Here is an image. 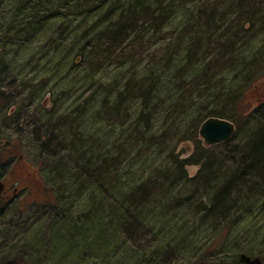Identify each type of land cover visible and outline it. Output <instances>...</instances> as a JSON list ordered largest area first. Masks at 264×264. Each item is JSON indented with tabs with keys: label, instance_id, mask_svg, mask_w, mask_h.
I'll use <instances>...</instances> for the list:
<instances>
[{
	"label": "trees",
	"instance_id": "trees-1",
	"mask_svg": "<svg viewBox=\"0 0 264 264\" xmlns=\"http://www.w3.org/2000/svg\"><path fill=\"white\" fill-rule=\"evenodd\" d=\"M218 1L199 4L193 0H0V51L7 54L9 51L15 52L17 47L27 49L30 44L32 46L34 42H39L44 43L45 48H50L44 58H58L62 64L71 63L69 57L73 53L80 55L85 69L96 65L108 68L114 64L132 67L130 71L133 72H129L131 77L127 82L117 84L121 87H118L119 92L112 103L105 97L100 100L98 95V91L104 88L108 90L110 86L98 84L99 88L87 100L89 104L94 102L90 106V118L85 119L84 115L74 110L71 113L74 116L72 121L69 115H64L57 122H52V115L48 114L47 118L46 114L45 121L49 122L36 119L31 125L44 129V136L48 139L47 144L42 145L41 159L45 161L47 174L54 176L51 182L58 186L57 191L70 192L74 188L76 193H80V198L83 197V221L86 222L81 228L86 229L88 239H95L91 237L96 236L99 249L106 247L110 251L111 244L120 237V229L145 223V215L149 212L152 213V220L160 222L162 227L175 225L170 227L169 233L154 240V249L142 252V256L140 251H132L130 254L134 264H137L134 259L138 256H149L148 264H161L160 256L167 253V245L170 246V253L185 254L196 249V232H187L186 228L178 226L179 219L175 214L184 210L176 208L178 206L172 208L171 201L176 190L178 193L179 189H185L187 181L197 182L198 188L202 187L210 198L208 214L200 219L202 228L206 221H215L217 215L225 217L238 204L236 194L245 190L255 195L264 193L262 118L259 120H263L260 122L262 126L259 125L257 132L249 138L246 152L241 153L243 162H236L235 169L230 165L224 170L223 164L220 166L217 163L221 158L211 154L199 139V128L205 120L210 117L225 118L226 115L224 108L217 112H209L208 107L200 110L199 101L209 97L217 101L227 99L224 95L225 98L218 97L219 92L211 93L215 90L212 81L226 69L233 70L239 62V65H244V58L235 55L239 34L233 32L234 26L236 28L238 22L250 24L251 18L256 15H263L264 19V0H228L233 10L225 15L234 16L228 28L233 34L231 40L221 43L220 38L225 39L224 35L217 38L216 33L221 26L219 18L224 14ZM183 6L188 10L184 17L185 20L189 18L187 28L177 33L173 43L166 38L155 48L160 40L157 37L159 18L161 21L169 15L177 18ZM94 19H99V22L89 27L90 33L82 35L83 39L80 38L81 41L86 38L87 42L84 41L81 50L71 51L66 46L67 35L80 33ZM191 23L195 26L193 34L188 29ZM100 28L97 35L92 37L93 31ZM211 28H217L216 32L211 33ZM130 36L133 37V45L125 47L128 45L125 40ZM89 37L92 39L89 40ZM147 47H154V52L147 55L141 53L138 61L132 49L144 50ZM85 51L87 56H84ZM4 55L1 54L2 57ZM172 57L174 68H177L175 71H171ZM205 58L209 60L199 68V62ZM2 65L0 74L6 69ZM210 69H217L219 73L208 72ZM189 73H194V77L190 78ZM187 74L188 79H185ZM251 76L252 73L248 79ZM114 87H117L116 83L111 86ZM30 88L24 91L35 94L37 88ZM64 89L63 97L67 98L70 88ZM194 96L197 101L193 100ZM137 100L139 108L136 118L131 113L132 108L138 106L135 105ZM126 105L131 110L130 114L125 109ZM153 122L162 125L156 132ZM117 134L121 139L125 135L123 141L117 140ZM186 140L194 141V152L189 158L178 160L174 153L175 142L178 144ZM224 144H228V141ZM152 156L153 172L148 181L144 179L145 174L140 175L142 169L132 172L135 161L146 163ZM159 159L161 162L158 165L166 163L168 167L164 176L155 168ZM227 161L232 163L233 158L229 157ZM186 165H201V172L189 179L183 170ZM207 168L213 172L210 177L202 174ZM254 178L260 180L255 181ZM140 182L143 183L138 185ZM106 219L109 222L105 223ZM91 220L98 221L93 235L88 234L86 228ZM204 260L202 256L198 258V261ZM12 263L14 260L7 264ZM233 264L241 263L237 259Z\"/></svg>",
	"mask_w": 264,
	"mask_h": 264
},
{
	"label": "rangeland",
	"instance_id": "rangeland-1",
	"mask_svg": "<svg viewBox=\"0 0 264 264\" xmlns=\"http://www.w3.org/2000/svg\"><path fill=\"white\" fill-rule=\"evenodd\" d=\"M193 1L200 2L199 4L210 2V0ZM230 1H218L221 2L220 11L224 14V17L219 18L221 26L216 33L217 38L218 35L222 34V37L224 35L225 39L220 38L221 43L231 40L233 34L228 28L234 16L225 15L229 10V12L233 10L229 5ZM185 9V7L182 9L181 15L177 18L169 15L166 19L163 18L164 22L159 18L160 29L157 37L160 40L155 48L166 38L173 43L177 33L187 28L189 18L188 20L184 18L188 11ZM262 16L252 17L250 24L241 22L243 26L238 22L236 28L235 26L233 28V32L239 34L235 55L244 58L242 59L244 65H239L241 62H237L233 70L226 69L224 73L214 77L212 84L215 90L211 92H219L218 97H227V99L217 101L209 97L200 100L201 104L198 105L203 111L208 107L209 112L223 111L224 108L226 113L224 119L235 124V135L228 144L209 146L198 133L206 149H210L211 154L221 158L217 163L220 166L223 164L224 170L230 165L235 169L236 162H243L241 153L246 152L245 146L249 138H252L261 125L260 122L264 120V19ZM99 19L88 23L80 33L67 35V45H64L71 51L81 50L87 42L86 38L81 41L84 38L82 35L90 33L89 27L99 22ZM216 25L219 26L218 23ZM188 27L193 34L195 26L191 23ZM216 29L211 28L210 32H216ZM100 30L101 28L93 31L92 37ZM92 37H89V40ZM132 41V36L127 38L125 42L128 45L125 47H132ZM43 45L44 43L34 42V45L30 44L27 49L17 47L15 52L9 51L7 54L5 51H0V62L3 64L2 67L6 68L0 74V184H4L0 194V264H7L12 260H14L12 264H134L130 253L140 251L142 256V252L154 249L156 244L154 240L169 233L170 227L175 225L164 228L160 222L152 220V213L149 212L145 215L147 217L145 223L121 228L120 237L117 242L111 244L110 251L106 247L99 249L100 245L93 235L98 221L91 220L89 227L86 226L88 234L91 233L93 235L91 238H95L90 240L87 238L86 229L81 228L86 222L83 221L85 210L82 205L83 197L80 198V193H76L74 188L70 192L57 191L58 186L51 182L54 176L47 174L45 161L41 159L42 145L47 144L48 139L44 136V129L31 125L36 119L41 122L47 120L48 114L52 115L51 119L49 117L52 122H57L64 115H69V120L72 121L74 116L71 113L74 110L77 114L84 115L85 119L90 118V106L94 105V102L89 104L87 100L99 88L98 84L110 86L108 90L104 88L98 91L100 92L98 95L100 100L105 97L109 103H112L119 92L118 87H121L117 84L123 85L127 82L131 77L129 74L133 72L130 71L132 67L114 64L108 68L104 65H96L85 69L81 64L83 61L80 62V55L75 56L73 53L69 57L71 63L62 64L63 62L61 63L58 58H53L54 61L48 57L44 58L45 52L50 48H45ZM155 48L129 49L136 53L139 61L142 54H152ZM1 54H5L4 57ZM84 56H87V51ZM205 59L199 62V68L209 60V58ZM172 61H174L173 57L170 62ZM172 64L171 71H175L177 69L174 68L175 63ZM208 72L219 73L217 69H210ZM251 73L252 76L248 79ZM193 74L189 73V77L193 78ZM185 79H188V74ZM113 83H116L117 87L111 88ZM30 86L37 88L35 94L24 91ZM66 87L70 88L67 98L63 97ZM195 98L194 96L193 100L197 101ZM135 103L138 106L132 108L131 114L137 118L139 101ZM125 109L129 111V106L126 105ZM130 112L131 110L128 114ZM120 114L123 115L122 112ZM261 118L263 120L259 121ZM153 124L156 125L154 132L160 129L161 124L156 122ZM124 137L125 135L122 139L117 137V140L121 142ZM194 148L192 140L178 144L175 142L174 153L178 156V160H185L193 154ZM229 157L233 158L232 163L227 161ZM152 162L153 156L146 163L137 160L132 166V172L142 169L140 175L145 174L144 179H147L153 172ZM160 162V159L157 160L155 168L160 171L161 176H164L168 167L166 163L162 166L158 165ZM208 169L202 174L210 177L213 172ZM183 170L187 178L192 179L201 172V165H186ZM254 180L260 179L254 178ZM197 184L187 181L185 189H179L178 193L177 190L175 191L176 199L175 195L171 197L172 208L178 206L176 208L184 210L178 215L175 214L179 219L178 226L186 228L187 232L195 231L197 234L196 249L185 254L174 251L170 253V246L167 245V253L165 256L164 254L160 256L161 264H195L199 262L198 258L201 256L209 264H233L235 260H239L241 254L260 258L264 264V193L255 195L245 190L244 193L236 194L238 204L225 217L217 215L215 221H206L202 228L200 219L208 214L211 204L209 196H206L204 189L198 188ZM106 221L109 222V219H106L105 223ZM149 259V256L147 258L138 256L134 260L137 264H148Z\"/></svg>",
	"mask_w": 264,
	"mask_h": 264
},
{
	"label": "water",
	"instance_id": "water-1",
	"mask_svg": "<svg viewBox=\"0 0 264 264\" xmlns=\"http://www.w3.org/2000/svg\"><path fill=\"white\" fill-rule=\"evenodd\" d=\"M199 134L207 145L213 146L230 140L235 134V125L228 120L211 117L201 125ZM240 262L244 264H263L261 259L251 258L245 254L240 256ZM195 264L207 263L197 262Z\"/></svg>",
	"mask_w": 264,
	"mask_h": 264
},
{
	"label": "flooded vegetation",
	"instance_id": "flooded-vegetation-1",
	"mask_svg": "<svg viewBox=\"0 0 264 264\" xmlns=\"http://www.w3.org/2000/svg\"><path fill=\"white\" fill-rule=\"evenodd\" d=\"M4 189V184H0V194H1V192H2V190Z\"/></svg>",
	"mask_w": 264,
	"mask_h": 264
}]
</instances>
